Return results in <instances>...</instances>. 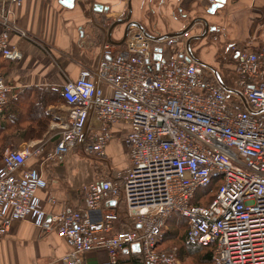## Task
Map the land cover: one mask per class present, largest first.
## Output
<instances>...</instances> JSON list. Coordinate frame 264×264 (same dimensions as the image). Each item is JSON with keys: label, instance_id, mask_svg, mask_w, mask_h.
Listing matches in <instances>:
<instances>
[{"label": "built area", "instance_id": "2783aa9c", "mask_svg": "<svg viewBox=\"0 0 264 264\" xmlns=\"http://www.w3.org/2000/svg\"><path fill=\"white\" fill-rule=\"evenodd\" d=\"M22 2L0 0V54L9 61L23 58L9 46L10 34L31 40L9 17L8 7ZM179 39L153 46L140 31L131 33L122 46L104 45L95 71L83 69L65 83L68 122L45 162L62 161L81 140L85 153L102 160L114 138L111 129L124 125L130 164L117 181L86 186L83 210L67 206L60 215H49L37 196L47 181L27 168L30 158L44 154V145L8 147L0 170V238L14 222L30 220L71 248L63 264H82L86 254L99 250L118 264L134 245L145 264H182L176 247L158 246L166 221L178 213L188 220L189 244L214 247L212 264H264V43L238 55L233 89L249 110L240 95L225 91L187 55L155 59L159 45L170 49ZM12 90L0 72V116ZM91 111L98 121L93 127ZM214 181L220 182L215 198L194 204L196 192ZM115 201L123 202L131 228L115 229L120 215L113 209L92 217L102 202Z\"/></svg>", "mask_w": 264, "mask_h": 264}, {"label": "crops", "instance_id": "0c3cea01", "mask_svg": "<svg viewBox=\"0 0 264 264\" xmlns=\"http://www.w3.org/2000/svg\"><path fill=\"white\" fill-rule=\"evenodd\" d=\"M130 3L132 21L141 23L156 36L180 33L193 20L206 19L213 30L192 42V52L218 71L231 89L237 85L239 52L256 51L264 43V0H225L215 14L208 13L215 0H77L73 9L65 8L61 0H23L21 5L8 7L9 17L31 40L10 34L9 46L20 49L21 61H9L0 54V72L13 89L9 103L28 89H62L68 80H76L83 69L95 71L105 44L122 46L126 24L116 26L111 34L110 30L114 22L128 16ZM205 31L204 23L198 22L172 48L165 43L159 45L164 49L163 58L186 56L187 40ZM103 87L107 93L110 91L106 85ZM47 111L52 119L41 138H14L4 151L8 147L23 150L29 145H44L41 157L27 161V168L37 169L47 181V187L37 194L42 208L49 215H60L67 206L83 210L86 186L104 179L117 181L118 175L129 166V150L124 143L128 128L119 125L111 129L114 138L102 160L85 153L81 140L65 159L47 163L45 156L60 141L69 109L66 103H60L49 106ZM5 118L4 111L0 123ZM95 124L98 121L91 111L89 127ZM2 166L0 161V170ZM108 209L120 215L116 230L132 227L126 220L122 201L102 202L92 217L100 218ZM70 252L71 248L56 232L46 233L30 220L14 222L8 235L0 238V264H63V258ZM82 264H111V259L105 250H99L86 254ZM118 264H145L140 246L127 248Z\"/></svg>", "mask_w": 264, "mask_h": 264}, {"label": "trees", "instance_id": "16d2710c", "mask_svg": "<svg viewBox=\"0 0 264 264\" xmlns=\"http://www.w3.org/2000/svg\"><path fill=\"white\" fill-rule=\"evenodd\" d=\"M157 45V43H153V46ZM60 103H66L62 96V89L51 88L28 89L9 103L5 110L6 118L4 122L0 123V161H2L4 149L14 138H41L52 119L47 109L49 106ZM210 188L211 186L204 189ZM199 190L192 201L194 204L208 205L215 198V196H211L209 200H205L204 196H200ZM175 221L177 225L173 226ZM184 225L187 233L188 220L178 213L172 214L166 221V227L160 237L159 249L169 250L176 247L178 258L182 264L186 262L212 264L214 247L189 244L186 241V233L183 236L180 234V226Z\"/></svg>", "mask_w": 264, "mask_h": 264}, {"label": "water", "instance_id": "95a60500", "mask_svg": "<svg viewBox=\"0 0 264 264\" xmlns=\"http://www.w3.org/2000/svg\"><path fill=\"white\" fill-rule=\"evenodd\" d=\"M77 0H61V4L68 9H73L75 7V3ZM225 4V0H215V4L212 5V7L208 10L209 14H215V12L219 9L222 8V6ZM95 9L97 10H101V7L95 6ZM132 11H131V3L129 4V14L126 18L124 19H119L118 21L114 22L112 24L111 30H110V34L112 33L113 29L118 26V25H124L126 24V29H125V33H124V37L122 42L120 43L121 45H123L125 43V41L127 40L128 36L131 34V32L133 30H138L140 31L143 35H145L148 39H150L153 43H161L169 38H182L188 35L189 31L192 29V27L198 23V22H203L205 27H206V31L203 35L201 36H197V37H191L187 40L186 42V47H187V59L189 61H193L195 63H197L198 65L204 67L206 70L212 72L215 75V78L217 79L218 83L224 88L225 91H227L228 93L231 94H238L240 95V93L234 89L229 88L227 85H225V83L223 82L222 78L220 77L218 71H216L215 69H213L211 66L205 64L204 62H202L201 60H199L197 57L194 56L193 52H192V48H191V44L193 41L195 40H199L203 37H205L208 32L210 30H213L210 28L209 23L206 19L204 18H199L196 20H193L190 25L185 28L183 31H181L180 33H173V34H168V35H164V36H156L153 35L152 33H150L141 23L139 22H135L132 21ZM155 59L156 60H160L162 59V52L163 49L161 48H156L155 49ZM243 99V102L245 103V106L247 107V109H249L246 100L243 98L242 95H240ZM250 110V109H249ZM137 248H139L138 246H135Z\"/></svg>", "mask_w": 264, "mask_h": 264}, {"label": "rangeland", "instance_id": "374dc122", "mask_svg": "<svg viewBox=\"0 0 264 264\" xmlns=\"http://www.w3.org/2000/svg\"><path fill=\"white\" fill-rule=\"evenodd\" d=\"M184 10H186V9H184ZM186 12H190V11H188V10H186ZM200 13V14H199ZM198 14L199 15H204V13H201V12H199ZM194 16H197V14H195ZM210 34V33H209ZM4 153V152H3ZM2 157H3V155H2ZM103 163L102 162H100L99 163V166L100 167H103V165H102ZM219 184H220V182L219 181H214L213 183H212V185H211V188L210 189H200L199 190V194H200V196H204L203 198H206L205 200H209V198L211 197V196H216V194H217V192H218V188H219ZM175 225H177V223H176V221L173 223V226H175ZM170 226V225H169ZM168 226V227H169ZM167 231V230H166ZM185 233H186V226L184 225V226H180V234L183 236V235H185ZM185 264H193L192 262H186Z\"/></svg>", "mask_w": 264, "mask_h": 264}]
</instances>
